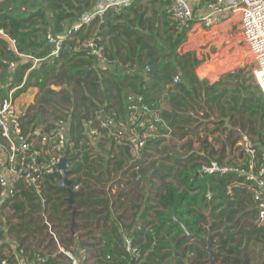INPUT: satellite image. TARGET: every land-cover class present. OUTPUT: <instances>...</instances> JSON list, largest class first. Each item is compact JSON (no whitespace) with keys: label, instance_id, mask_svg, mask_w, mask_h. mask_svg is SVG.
Masks as SVG:
<instances>
[{"label":"trees","instance_id":"1","mask_svg":"<svg viewBox=\"0 0 264 264\" xmlns=\"http://www.w3.org/2000/svg\"><path fill=\"white\" fill-rule=\"evenodd\" d=\"M94 2V0H0V29L4 30V33L10 38L16 39L18 50V52L10 50L8 41L0 37V55L6 56L9 60L12 58L8 54H11L16 60H21L18 53L28 54L36 58L47 56L51 51V46L46 40L48 27L53 28L55 33L62 32L66 23H70L71 25ZM142 8L144 10H139L138 7L132 4L120 12L111 10L108 13L106 21L101 26V34L105 37L113 33L117 37L123 34L128 39H131L133 35L137 34L138 29L144 23L147 6L144 5ZM128 9L135 14L134 18L127 12ZM167 29L170 31L168 40L171 41L169 49L176 51L178 46L183 42L186 31L179 32L175 30L170 26V20L167 22ZM81 34L77 36L81 38L86 36H82ZM136 42H140L143 48L147 46V42L143 40L142 36H138L135 40ZM69 44L72 48L62 50L60 57L55 58L53 63L47 64L43 62L41 66L43 67L42 72L37 71L36 68L30 70L33 62L28 61L20 64L21 70L15 73V83L22 84L25 72L29 70V74L23 86L16 90L14 96L17 97L21 92H25L29 87L31 79L35 76L37 77V85L41 89H46V93L51 92V88H47L45 78L48 73L52 72L53 65H56L62 56L71 57L72 55L81 53L74 50V41H69ZM113 49H116L114 44L110 48L111 52H108L110 56L115 58V56L119 55V52H112L114 51ZM155 49L160 50L161 54L164 55L165 51L162 46H158ZM148 59L150 64L155 65L158 61L156 52L149 53ZM193 59L192 54L188 53L181 56V60L178 61V65L181 66L187 79H190L187 69H191L189 66H193ZM45 66H48V71L46 72L44 71ZM7 67H9L8 61L5 62L4 58L0 57V68L6 72ZM70 71L73 72L74 76H84L83 80L75 79L79 85L82 82L87 83L90 80L89 85L94 91H99L102 83H116L119 87H122L120 81H129L134 92L128 93L127 91L128 95L130 93L144 94L149 101L151 100L147 90L143 89L145 82L141 76L123 74L111 68L103 69L100 75L96 74L94 70H86V68L76 69L75 71L71 68ZM150 75L154 79L156 78L158 82L162 81L165 84L172 77L171 72H167L166 76L160 79L157 78V71L151 72ZM62 76L63 78L66 77L63 73ZM67 78L70 79V77ZM227 78H234L232 92L227 87L219 89L221 82L208 85L204 90L201 89V91H204L205 96L210 97V107L218 110L220 118L231 116L241 119L242 114L245 116L248 113L250 116L257 115L260 123L264 124V95L263 100H256L254 95L243 97L241 95L242 90L247 87L240 79L239 73L228 74ZM257 88L262 92L259 86ZM150 89L153 90V86ZM182 90L194 100L193 93L188 92L184 87H182ZM94 93L92 92V94ZM6 94L3 93L1 95L5 96ZM61 94V99L65 103L74 102L77 107H81L75 115V123L71 125L72 135L74 136V133H76L79 139L82 136L83 120L94 111L99 110V107L94 104L93 99L86 95L83 90L81 92L74 91V96L70 92H62ZM174 96L171 104L175 111L174 115L178 116L180 109L188 106V100L183 95ZM43 99L47 100L48 98L44 97ZM86 100L91 102L90 106L85 104ZM225 104H228V107ZM163 116L169 123L167 119L171 114L164 112ZM36 119V116H32L29 122L31 123ZM182 121L191 123L194 122V119L188 116L179 120L180 123ZM38 123L40 121L37 122V126ZM257 147L260 152L264 150V137L259 141ZM122 153L128 159V152L122 150ZM91 156V153L86 152L83 155L82 162H78L75 169L71 172L75 174L72 178V185L78 184L82 186V189L74 196L77 207L81 209V212L76 215L80 220V223H77L74 228L77 233L84 228H90L94 224L96 216L104 213V211L98 210L96 206L108 209V215H110L109 199L105 192L99 189L104 187L113 172H118L125 166L124 160L116 159V157L110 158L109 152L107 156L100 154H96L93 158ZM185 158L186 161L184 162ZM185 158L182 160L178 159L173 166H160V170L156 171V176L163 181V186L157 193L158 209L150 204V197L144 200L145 196L140 194L141 188L139 184L134 183L132 180H129L123 191L116 194L117 198L115 200L121 202L128 201L130 198L137 201L143 199V205H137L135 202L129 205L133 212L138 207L139 212H141L140 217L144 219L140 230L136 228L130 230L129 228L130 234L135 236V242L143 250L144 258L141 264H164V261L169 256L174 255L176 257L177 255V252L174 253L170 249L174 248L177 250L187 242L188 236H186L184 228L181 224L175 223L171 219L174 215L180 223L185 225V228L194 238L202 239L203 242L208 240L211 242V247L215 249L214 259L217 264H250L249 248L247 249L245 245H249L252 241L264 242V224L257 225L249 222L250 218L256 217L257 212L252 192L247 186L239 184L242 178H239L235 173L227 175L200 174L197 170L199 167L197 159L187 156ZM163 168L167 169L164 170ZM126 174L130 177L135 176V172H127ZM60 178L59 174L47 175L44 179L41 196L33 189L27 188L24 184H18L17 187L20 191L13 198L2 202L3 207L8 206L14 214L9 215L8 222H6L8 230L6 232L5 230L0 231V241L7 242L8 239L5 238L4 234H12L18 243V248L30 251L32 255L36 256L37 253H35L34 247H31L34 245L32 241L38 240L39 247H42L46 245V239L47 241L49 240L48 231L46 234V229L48 228L41 216V213L49 212L52 223L54 222L58 225L56 227L60 241L67 245L74 243L71 231L72 208H70L69 201L67 200L68 193L59 187ZM229 187H231L232 193L228 192ZM124 205L122 204V207ZM247 209H250V211H246ZM208 212L209 215L207 214ZM151 213L154 217L153 221L149 219ZM11 216L17 219L18 222H11ZM83 220L85 221L83 222ZM119 221L120 216L114 217L113 225L108 228V231L110 230L114 237L121 241L122 234L119 233L121 226ZM248 224H251V226H248ZM148 225H150V228L145 231L144 228ZM164 231L168 235H171L166 240L163 237ZM212 232L215 233L212 234ZM142 235H144L143 239L141 238ZM179 235L183 236V238H178ZM105 240L106 244L100 249L99 253L100 258L103 256V259L110 253L112 256L118 249V243L114 239L107 235L105 236ZM232 242L234 243L231 244ZM6 244L0 245V258L7 257L2 255L3 249L1 250V248L6 247L4 246ZM56 246L57 242L49 240L46 247L54 250ZM165 249L169 250L165 252ZM262 250L264 251V246H262ZM192 251L194 250L192 249ZM195 251L198 258L209 257L208 251L202 247L196 246ZM244 251H246L245 254ZM123 254L124 251L121 256ZM99 263L102 264L101 260ZM44 264L63 263L59 262L55 257H49L45 259ZM106 264H116V262Z\"/></svg>","mask_w":264,"mask_h":264},{"label":"built area","instance_id":"2","mask_svg":"<svg viewBox=\"0 0 264 264\" xmlns=\"http://www.w3.org/2000/svg\"><path fill=\"white\" fill-rule=\"evenodd\" d=\"M136 1L97 0L90 8L84 10L75 22L64 27L62 32L55 33L53 28L48 27L46 40L51 46V51L43 58L30 55L33 59L30 70L40 68L43 62L53 63L55 58L60 57L62 50L72 48L69 41L75 42L74 50L92 56L104 68H113L117 59L108 52L107 38L101 34V26L111 10L120 12ZM165 12L171 27L179 32L186 31L185 39L198 30L209 35L201 33L202 37L210 38L208 42L211 44L225 24L238 18L242 41L256 65L254 79L264 95V0H209L203 5L199 0H167ZM91 26L93 29L89 35L83 38L77 36L83 29ZM0 33L4 31L0 30ZM9 40L12 48L17 50L16 39ZM224 64L222 67L227 66ZM180 81L181 76L175 75L173 83ZM23 83L7 91L5 96H0V200L4 202L13 198L20 191L18 184H24L41 196L45 177L59 174L61 177L59 187L68 193L67 200L72 208V236L77 237L78 233L74 228L79 221L76 215L81 209L77 207L74 196L82 186L72 185L75 174L71 172L78 162H82L83 155L89 152L92 158L95 157L97 148L99 149L105 142L128 152V161L124 168L113 172L104 187L99 189L105 192L109 201L114 202L116 199L114 194L117 190L124 189L129 180L142 186L149 185L141 168L145 152L149 143L164 135L165 130L170 132V125L163 116L161 102H150L144 94L130 93L123 113L115 109L96 110L87 116L83 120L82 136L79 139L78 136L72 135L70 125L65 121H56L51 127L34 126L25 131L23 125L25 113L18 108L14 96ZM208 85L211 84H206ZM243 140L244 143H241L245 155L243 161L230 163L209 158L200 162L197 170L200 174L208 175L235 173L242 178L239 184L247 186L254 199L257 210L255 224L263 225L264 150L260 152L257 144L252 143L247 136H243ZM109 157L116 156L111 152ZM61 164L65 167V176L60 172ZM127 172H135V176L130 177ZM71 192L74 194L73 203L70 202ZM228 192L232 193L231 187L228 188ZM41 216L49 234L58 243L57 253L65 255L67 264H96L90 261L85 246L80 248L79 255L62 249L49 212H43ZM17 250L13 257L9 255L0 258V264H39L45 261L42 255H37L32 260L25 255L23 249ZM122 257L129 264H141L143 261V250L135 242V236L132 234L125 237ZM105 260L111 261L112 256L108 254Z\"/></svg>","mask_w":264,"mask_h":264},{"label":"crops","instance_id":"3","mask_svg":"<svg viewBox=\"0 0 264 264\" xmlns=\"http://www.w3.org/2000/svg\"><path fill=\"white\" fill-rule=\"evenodd\" d=\"M205 2H207V0H200V4L205 3ZM166 3H167V0H137L134 3V5L138 7L139 10H144L142 6L144 5L147 6V9L145 10L144 23L142 27L138 29L137 34L133 35L131 39H128L123 34H120L119 37H117L115 33L108 35L106 38H107L108 51L111 52L110 48H112L114 44L116 49H113L114 51L112 52H116V51L119 52V55L115 56V58L117 59L116 66L115 68H111V69L112 70L116 69L119 72H122L123 74H130L133 76L137 75V76L143 77L144 82H145L143 85V89L147 90L149 98L151 99L150 101H153L154 103H158V102L162 103V107H163L162 112L163 113L168 112L169 114H171V116L167 119L171 125L170 127H173L174 129H176L177 128L176 126H178L179 128L180 125L182 124L193 123V122L187 123L183 121L180 123L179 120L181 118L191 116L195 120V116L192 114L193 110L191 109L193 103H195L194 107L196 108L197 112H199V114L202 115L204 114V112H206L205 109H209L211 99L210 97L205 96L204 91H201V89L204 90L206 89V87L203 86L201 81L199 80H198L199 89H198L197 94L195 93L194 88L196 85L198 86V82L196 83L190 79H187L183 74L181 66L178 65L177 58L181 60V56L187 54V52L186 53L182 52V47L184 43H181L178 46L176 53L175 52L173 53L174 50L169 49V45L171 44V41L168 40L170 31L167 29V22L169 19L165 13ZM127 12L131 14L132 18L135 17V14L130 9H128ZM69 25L70 23H66L65 27H68ZM92 29H93V26L86 27L81 32L82 33L81 35L82 36L89 35ZM137 35L142 36L143 40L147 42V46L145 48L142 47V44L140 42L135 43V40L138 37ZM0 37L8 41L10 50H13L14 52H18V50H15L14 48H12L11 42L9 40L10 37L6 33H0ZM158 46H162L164 48V51H165L164 55L161 54L160 50L155 49ZM78 52H81V51H78ZM153 52H156V56L158 57V61L155 65L150 64L149 59H148V54L153 53ZM18 55L21 57V60H16L11 54H8V56L12 58L11 60H9L4 55L3 56L0 55V57L4 58L5 62L8 61V65H9V67H7L6 72H4L2 68H0V96H2L1 94L3 93L6 94V92L9 91L10 89L17 88L18 86L21 85L18 82L15 83V73H18L21 70V68L19 67L20 64L26 63L28 61L33 62L32 57H30V55L28 54L18 53ZM126 58H128V60L125 61ZM42 68L40 67V69H36V70L37 71L39 70L42 72L43 71ZM71 68H73L74 71L76 69H82V68L83 69L86 68V70L92 69L98 75L102 73L103 69H108V68H104L92 56H89L85 52H81L77 55H72L71 57L62 56L61 59L57 62V64L53 65L51 69L52 72L48 73V75L45 78V81H47V86H48L47 88H51V92L46 93V89H41L37 85V77L36 76L33 77L31 79V82L27 90L25 92H21L16 97V102H18L17 103L18 108L22 112L25 113L24 123H23L25 131L30 130L34 126H37V122L39 121L40 123H38V126L41 125L45 127L52 126L56 121H62V122L65 121L70 125V129H71V125L75 123V120H76L75 115L81 109V107H77L74 102L65 103L61 99L62 92H70L74 96V91L81 92L83 90L85 91L86 95L90 96L93 99V101L95 102L94 104L98 105L99 110L108 111L111 109H115L123 113L125 105H126L128 93L134 92L133 87L129 81H120L122 87H119L116 83H113V84L102 83L100 90L94 91L92 87H90L89 85L90 80L87 81V83L82 82L80 85L77 84L75 79L83 80L84 76L82 75L74 76L73 72L70 71ZM120 68H123L124 71L120 70ZM44 71L45 72L48 71V66L44 67ZM153 71L158 72L157 78L159 79L165 77L167 72H171L172 77L168 79L169 81L166 84L162 83V81L158 82L156 78L154 79V77L150 75V73ZM200 71L204 75H208L206 72L205 66L201 67ZM62 73L66 75V77L63 78ZM234 73L232 72V74ZM28 74H29V70L25 72L23 82H25V80L27 79ZM177 74L181 76V81L178 83H173V78ZM227 75L224 76L225 79ZM67 77H70V79H68ZM40 79L43 80L42 78ZM59 81H61V83H58ZM73 81H75V85H73L74 83ZM189 82L195 83L196 85L193 87L190 85ZM218 82L220 81H216L211 84H217ZM151 86H153V90L150 89ZM182 87L187 89L188 92L194 94V100H192L190 96L185 94V91L182 90ZM127 91L128 93H126ZM92 92L93 93L95 92V93L92 94ZM39 94H41L42 97L38 98ZM174 95H178V96L183 95L188 100V106L180 109L178 116L174 115L175 111L173 110V107L171 104L172 98L175 97ZM51 96H56L58 100H55V99L53 100V98L51 99ZM44 97L48 99L44 100L43 99ZM37 103H38V106L36 105ZM85 104L87 106H90L91 102L86 100ZM94 104L92 103V105ZM32 105L36 106L35 111H32V107H31ZM225 106L228 107V104H225ZM40 107H42V109H40ZM83 107L85 108V106ZM212 109L216 111L218 115H220L217 109H214V108ZM32 116H36L37 119L30 123L29 120H31ZM227 117L230 118V121L232 120L231 116H227ZM220 119H223V118H220ZM220 119L218 120L216 118H212L211 121L212 123H216L220 121ZM222 123L226 125L224 121ZM219 124H221V122H219ZM197 127L198 126L196 125L194 129H196ZM194 129H190V133L193 132ZM164 133L165 134L162 135L160 138L149 143L148 148L145 152V155H148L147 151L151 146H153L154 143L159 144L160 142L163 141V139L168 138L170 136L169 134L170 132L168 133L165 130ZM74 134L77 136L76 133ZM182 136H186V134ZM227 148L228 146L226 145L224 148V154H226V158L220 157V158H215V159L222 161V162L223 161L230 162V163L238 162L234 160L232 161L228 160L230 156L227 155L228 153ZM108 152L109 153L113 152V154H115L116 156V159L124 160V162L127 163L128 160L125 157V155L122 153V148L117 147L110 142L102 143L100 148L99 149L97 148L96 150V154H100L103 156H107ZM230 152L234 154L233 150H231ZM214 153H215V150H212V156H214ZM185 155L189 158L195 157L197 159L196 161H199L200 163V160L202 159L203 154L200 151L196 152V155L174 154L175 159L174 158L173 159L177 161L178 159L182 160L183 158L186 157ZM209 158H213V157L205 156L204 159H202V161L207 160ZM237 160H239V158H237ZM185 161H186V158L184 162ZM144 163H145V160L143 164ZM159 168L160 166L158 167L156 166L155 168H152L151 171L149 172H144L142 170V174H144V177L149 181V185L142 186L139 184L141 187H145V191L143 194L145 196L144 200L147 197L148 198L150 197V201H149L150 204L154 205V207L157 209L159 208V203H156L155 201V199H157V194H156V197L154 198L152 197V195L153 193H155L154 190H156V192L158 193L160 188L163 186V181L161 180V178L156 176V171L160 170ZM163 169L166 170L167 168H163ZM133 202H135V204L137 205L142 204L143 199H140V201H137L136 199L130 198L128 201H124V202L116 201V200L114 202L109 201L108 206L110 210V215H108V209L103 208L101 206H96L98 210H102L104 211V213L96 216V220L90 228L88 227L86 229L84 228L83 230H80V232H78L77 237L73 236L74 243L71 245H67L66 243H63L60 241V237H58L59 236L58 229L56 227L58 225L57 223L53 222L61 248L66 251L72 252L73 254L79 255L80 248L82 246H85L88 249L90 261L96 262V264H100L99 263L100 260L102 264L112 263L114 261L116 262V264H129V262L121 256L122 252L124 251L125 237L126 235L130 234L129 228L130 230L135 229V228L140 230L142 228L141 226L144 221V219L140 217L141 212H139L138 207L137 209L135 208L134 212L132 211V209H130L131 206L129 205H131ZM122 204H125L124 207H122ZM246 211H250V209H247ZM207 214L209 215V212ZM116 216H120L119 224L121 226H120L119 233L122 234L121 241H119L116 237H114L113 233L110 230L108 231V228L113 225V219ZM255 218H256L255 216L250 218L249 222L255 223ZM149 219L151 221L154 220L152 213ZM84 221L85 220H83V222ZM78 223H80V220L78 221ZM149 228H150V225L146 226L144 229L145 231H147ZM100 231H101L100 233L101 237L99 238V235L97 234ZM213 233L215 232H212V234ZM92 234H93V237H92ZM107 235L118 243V249L116 252L112 254V260L109 262L103 259L104 258L103 256L100 258V254H98L97 257L94 256L97 252L100 253V249L103 248L104 245L106 244L105 236ZM49 236H51V234H49ZM65 236L68 237L67 235ZM170 236L171 235H168L165 231L163 232V237L165 238V240L169 238ZM10 238L11 237L8 238V241L6 242L7 244L4 245L6 247L1 248V250L3 249L2 255L4 257L8 255H10V257H13V254L16 251H18L17 249H23V248H18V243L15 238H11V239ZM141 238L143 239L144 235H142ZM178 238L182 239L183 236L179 235ZM97 239H101L103 247L101 246V248H98V245L95 244V240ZM49 240L56 242V240L52 236L50 237ZM48 241L46 240V245H43V248L48 249L49 252H40L38 251L37 248H34L35 253H37L36 256L37 255H42L44 257L46 256L45 259H48L49 257H55L59 262L63 263L62 259H66V258H65V255H63L62 253H57V250L59 248L58 243H57V246L54 248V250L50 251V248L46 247ZM3 243L5 242L0 241V245ZM233 243L234 242H232L231 244ZM196 246H199L200 248L202 247L204 250H207L208 246L211 247V242L209 240L206 242H203L202 239H196V238L191 239L188 236L187 242L181 245L177 250L174 248L170 249L174 253L177 252V255L176 257H174V255L169 256L168 259L164 261V264L166 262H168V264H199V263L208 264L209 262L210 264L209 257L208 258H203V257L198 258L197 252L195 251ZM262 246H264V242H260V241H252L249 245H245L247 249L249 248L248 251L250 253L249 254L250 264H264V251L262 250ZM192 249L194 251H192ZM212 249L215 250L214 248ZM23 250L27 257L32 258V260L35 258V256L32 255L30 251L28 252L25 249ZM167 250L169 249H165V252H167ZM245 252L246 251H244V254ZM44 262L39 263V264H44Z\"/></svg>","mask_w":264,"mask_h":264},{"label":"rangeland","instance_id":"4","mask_svg":"<svg viewBox=\"0 0 264 264\" xmlns=\"http://www.w3.org/2000/svg\"><path fill=\"white\" fill-rule=\"evenodd\" d=\"M96 1L97 0H95V2ZM203 4L204 3H202V5ZM219 31L220 32L217 33L219 37L215 36V40L212 44L208 42L210 38L206 39L202 37L201 33L203 31L198 32V30L192 32V34L189 35L188 39L185 38L183 39L182 43L184 44L182 47V52L185 53L187 52V54L191 53L192 56L194 57L193 66H189L193 70L187 69V72L189 73L190 80L196 83L198 82V86L192 82H189L190 85L193 87L196 85L194 89L195 92L197 93L199 89V81H201V83L204 86H206V84H211L213 82L220 81L221 86H219V89H223L227 87L232 92L233 91L232 82L234 78L225 79L224 76L227 74H232V72L233 73L235 72V74L239 73L240 79L247 87L246 89L244 88L242 90L241 95L243 97L254 95L256 100L259 99L263 100V94L259 90V88H257L258 85L254 79L253 72L256 65L253 59L251 58V56L249 55V53L247 52V47L244 45L242 41V37L238 25V18L225 24L222 27V29H220ZM214 32L215 30L213 31V33ZM203 34L208 35L204 32ZM195 38L197 39L195 42H193ZM176 51H173V53L174 52L176 53ZM177 61H180V59L177 58ZM223 64L227 66L222 67ZM205 65H208V67L215 68V70L210 74L206 69L207 74L210 76L204 75L200 71V68ZM115 66L113 68H115ZM217 66H218V70H216ZM36 69H40V68H36ZM120 70H123V68H120ZM73 82H74L73 85H75V81ZM58 83H61V81H59ZM39 97H42V95L39 94L38 98ZM55 97L56 96H51V99L53 98V100L54 99L58 100L57 97L56 98ZM36 105L38 106V103ZM194 106L195 103H193L192 107L190 106L191 109L193 110L192 114L195 116V120L193 123L182 124L180 125L179 128L178 126H176L177 127L176 129L170 127L171 128L169 133L170 136L168 138L163 139V141L160 142L159 144L154 143L153 146H151L148 149L147 151L148 155H145L144 157L145 163L141 167L144 172H149L151 171L152 168H155L156 166L157 167L173 166L177 162V160H174L175 159L174 154L196 155V152L200 151L203 154L202 159H204L205 156H210L213 158H220V157L226 158V154H224V148L226 145L228 146L227 148L228 153L227 152L226 153L227 155L230 156L228 160L231 161L234 160L238 162L243 161L245 157L243 146L241 145V143L242 144L244 143L243 136H247V138L252 143L257 145L259 141H261L264 137V128H263L264 124L260 123L257 115L250 116L247 113L245 115L246 117L242 114L241 119H238L239 117H232V120L229 122L231 126L229 127L222 123L224 120L220 119L217 112L214 111L210 106L209 109H205L206 112H204V114L202 115L199 114V112H197ZM31 107H32V111H35L36 106L32 105ZM212 118H216L218 120L220 119V121L216 123H212L211 121ZM219 122H221V124H219ZM196 125L198 127L194 129ZM190 129H194L193 132L190 133ZM184 134H186V136H182ZM212 150H215L214 156H212ZM231 150L234 151V154L230 152ZM237 158H239V160H237ZM202 159L200 160V162L202 161ZM197 162L199 163V161ZM140 188H141L140 194L143 195L145 191V187L140 186ZM121 191H123V189L117 190L116 194H118V192ZM154 192L155 193H153L152 195L153 198L156 197L157 194L156 190H154ZM116 194H114V198H117ZM155 201L157 203V199H155ZM2 202L3 201L0 200V231L5 230L6 232L8 230L6 223L8 222V217L11 214L13 215L14 213H12V209L9 208L8 206L3 207ZM11 222L17 223L18 220L15 219L13 216H11ZM248 226H251V224H248ZM47 231L48 229H46V234ZM100 233L101 231L97 234L99 235V238L101 237ZM4 236L7 239L9 237L15 238L12 234H4ZM50 237L51 236H48V239H50ZM32 242L34 245L31 247L37 248L38 251L40 252H49V250L44 249L43 246L42 247L40 246L38 248L39 246L38 240H33ZM95 244L98 245V248H101V246L103 247L101 239L95 240ZM98 254L99 253L97 252L94 256L97 257ZM62 262L65 264L68 263L66 259H62ZM165 264H168V262H166Z\"/></svg>","mask_w":264,"mask_h":264},{"label":"water","instance_id":"5","mask_svg":"<svg viewBox=\"0 0 264 264\" xmlns=\"http://www.w3.org/2000/svg\"><path fill=\"white\" fill-rule=\"evenodd\" d=\"M223 120L225 121L226 125L230 127V124H229V122H230V118H229V117H225V118H223ZM60 172H61V174H62L63 176L66 175L65 167H64L63 164L60 165ZM66 181H67V183H69V181H68L67 179H66ZM73 195H74V194L71 192V198H70V202H71V203H73V201H74V200H73ZM171 219H172L175 223H179V224H181V226L184 228L185 233H186L187 236H189L191 239L194 238V236H193L192 234H190V233L188 232V230L185 228V225L182 224V223H180V221H178V219L176 218L175 215H174ZM74 225H75V223L73 222V226H74ZM206 251H208V253H209V261H210V264H217V263L215 262V259H214V250H213L210 246H208V248H207Z\"/></svg>","mask_w":264,"mask_h":264},{"label":"bare ground","instance_id":"6","mask_svg":"<svg viewBox=\"0 0 264 264\" xmlns=\"http://www.w3.org/2000/svg\"><path fill=\"white\" fill-rule=\"evenodd\" d=\"M205 67H206V69H207L209 74L212 73L215 70V68L208 67V65H205ZM216 70H218V67H216Z\"/></svg>","mask_w":264,"mask_h":264}]
</instances>
